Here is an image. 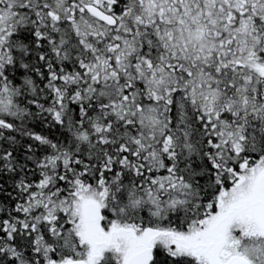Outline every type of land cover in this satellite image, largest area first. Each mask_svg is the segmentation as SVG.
I'll return each mask as SVG.
<instances>
[{"label": "snow or ice", "instance_id": "obj_1", "mask_svg": "<svg viewBox=\"0 0 264 264\" xmlns=\"http://www.w3.org/2000/svg\"><path fill=\"white\" fill-rule=\"evenodd\" d=\"M0 264H264V0H0Z\"/></svg>", "mask_w": 264, "mask_h": 264}]
</instances>
